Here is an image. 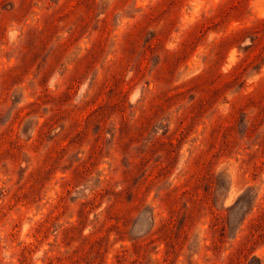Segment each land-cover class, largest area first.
I'll return each instance as SVG.
<instances>
[{
  "label": "rangeland",
  "instance_id": "374dc122",
  "mask_svg": "<svg viewBox=\"0 0 264 264\" xmlns=\"http://www.w3.org/2000/svg\"><path fill=\"white\" fill-rule=\"evenodd\" d=\"M0 264H264V0H0Z\"/></svg>",
  "mask_w": 264,
  "mask_h": 264
}]
</instances>
